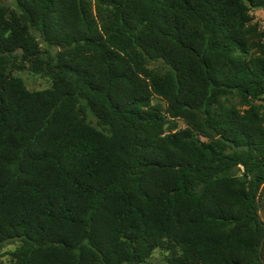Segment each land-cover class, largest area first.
<instances>
[{"label":"trees","instance_id":"trees-1","mask_svg":"<svg viewBox=\"0 0 264 264\" xmlns=\"http://www.w3.org/2000/svg\"><path fill=\"white\" fill-rule=\"evenodd\" d=\"M253 8L264 0L0 3L11 264H153L157 249L167 264H264ZM17 70L51 85L31 90Z\"/></svg>","mask_w":264,"mask_h":264},{"label":"rangeland","instance_id":"rangeland-1","mask_svg":"<svg viewBox=\"0 0 264 264\" xmlns=\"http://www.w3.org/2000/svg\"><path fill=\"white\" fill-rule=\"evenodd\" d=\"M0 3L10 5L14 7L15 0H0ZM251 14L254 16V20L258 21L261 28L264 29V8H253L251 10ZM153 66V65H151ZM15 75L21 76L25 80L26 86L31 89H43L47 88L51 85V81L46 77L36 74L29 70H17L14 72ZM154 103H160L164 108L167 107V102L158 96L154 98ZM89 120H91L94 124H96L95 118L89 114ZM178 127L184 128L186 127V123L182 119H177ZM261 216L264 218V194L261 198ZM20 244V241H14L8 244L0 245V264H11L14 260L13 251ZM163 253L160 249L154 251L151 260L153 264H167L163 260Z\"/></svg>","mask_w":264,"mask_h":264}]
</instances>
